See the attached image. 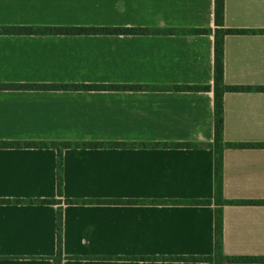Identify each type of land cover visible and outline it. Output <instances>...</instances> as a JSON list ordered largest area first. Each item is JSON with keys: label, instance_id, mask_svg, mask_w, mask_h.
<instances>
[{"label": "crops", "instance_id": "1", "mask_svg": "<svg viewBox=\"0 0 264 264\" xmlns=\"http://www.w3.org/2000/svg\"><path fill=\"white\" fill-rule=\"evenodd\" d=\"M216 0H0V25L208 28V34L0 35V83L142 84L0 88V140L200 143L68 148L64 199L57 150L0 147V264H214L164 260L215 252ZM224 252L264 256V0H225ZM174 85H210L191 91ZM250 201V202H248ZM232 264H264L232 263Z\"/></svg>", "mask_w": 264, "mask_h": 264}, {"label": "trees", "instance_id": "2", "mask_svg": "<svg viewBox=\"0 0 264 264\" xmlns=\"http://www.w3.org/2000/svg\"><path fill=\"white\" fill-rule=\"evenodd\" d=\"M225 0H216V30H215V139L210 146L215 151V198L195 199L185 201L196 205H208L215 203V252L213 255L164 257V260L212 262L214 264L232 263H259L264 262V256L256 255H228L224 252V217L223 208L228 204H236L239 200H229L224 197V152L230 146L253 147L254 143L234 144L224 139V94L227 91L249 90L252 86L229 85L224 80V41L228 34L249 33L248 29L226 28L224 23ZM212 32L208 28H171L154 29L146 27H120V26H77V25H0V35H136V34H208ZM142 84H99V83H0V88H19L34 90H94V89H119L137 88ZM170 88L176 90L202 91L210 90V85H174ZM200 147V143H121L105 141H70V140H0L1 148H54L57 150V192L58 199H17L18 203L58 204L62 202L72 204H86L101 200L88 199H64V152L68 148H102V147ZM250 202V201H248ZM64 229L63 208L58 210L57 222V252L52 257L54 264H63L67 256L64 254Z\"/></svg>", "mask_w": 264, "mask_h": 264}]
</instances>
